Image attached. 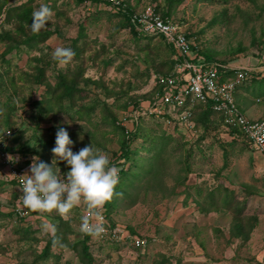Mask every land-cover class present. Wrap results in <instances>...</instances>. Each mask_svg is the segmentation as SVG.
Returning <instances> with one entry per match:
<instances>
[{"label":"rangeland","instance_id":"rangeland-1","mask_svg":"<svg viewBox=\"0 0 264 264\" xmlns=\"http://www.w3.org/2000/svg\"><path fill=\"white\" fill-rule=\"evenodd\" d=\"M25 1L4 0L0 34L13 40L29 36L30 28L24 25L21 35L17 20L5 13ZM127 1L134 11L151 5L168 12L199 54L250 68L234 98L244 114L249 108L253 119L264 118V0ZM41 4L53 11L41 30L51 32L45 42L3 54L8 41L0 40V132L9 131L7 146L23 163L28 160L26 170L33 158L51 164L58 127L67 129L74 153L92 144L114 165L122 151L117 126L134 129L124 119L135 104L149 100L151 75L170 68L169 50L156 36L134 37L122 16L99 1L32 0L33 10ZM56 47L71 48L73 60L66 65L53 60ZM37 67L51 85L58 73L67 76L83 90L82 100L72 109L63 100L54 111L39 114L33 102L44 85L33 82ZM80 105L93 109L79 117L74 111ZM208 120L206 129L194 130L158 116L138 121L130 144L135 153L122 164L129 174L109 211V222L126 237L118 243L90 236L89 264H264V158L242 136L232 139L220 116ZM55 167L61 175L70 170L66 161ZM18 195L0 165V211L10 213L0 218V264H84L72 246L78 242L81 248L86 206L74 208L68 221L56 212L29 210L22 221L13 211ZM45 222L69 245H51L42 259L52 237L42 231Z\"/></svg>","mask_w":264,"mask_h":264},{"label":"built area","instance_id":"built-area-1","mask_svg":"<svg viewBox=\"0 0 264 264\" xmlns=\"http://www.w3.org/2000/svg\"><path fill=\"white\" fill-rule=\"evenodd\" d=\"M104 5H119L121 0H100ZM139 33L159 35L173 48V69L169 74H152L149 89L153 95L145 104L139 103L132 107L124 120L131 125L138 124L143 116H169L178 129L194 130L193 112L199 106L210 104L213 112L218 114L223 125L228 128L229 136H242L250 142L253 149L264 158V119H251L238 107L235 93L238 86L245 82L250 68L234 63L221 64L206 60L194 48L191 39L181 26L170 17L157 12L154 6L146 5L134 11L131 16ZM233 74H227L232 72ZM234 129V130H233ZM9 131L0 133V165L3 166L8 178L15 182L19 190L15 212L26 214L21 201V180L26 178V170L17 152L6 151ZM12 156V160L8 157ZM119 171L118 166L116 167ZM25 175V176H23ZM88 212L86 210L85 215ZM92 223H103L106 231L100 238L112 242H121L126 234L117 224L110 223L102 210L100 217L93 218ZM130 237V236H128ZM138 244L136 238L133 239Z\"/></svg>","mask_w":264,"mask_h":264},{"label":"clouds","instance_id":"clouds-1","mask_svg":"<svg viewBox=\"0 0 264 264\" xmlns=\"http://www.w3.org/2000/svg\"><path fill=\"white\" fill-rule=\"evenodd\" d=\"M52 16L51 7L41 4L32 14V32L38 34L51 22ZM51 55L53 60L66 65L73 60L75 53L68 47H56ZM72 144L67 129L58 127L51 164L33 158L26 178L21 180L23 208L41 215L56 212L68 221L71 211L83 203L88 214L81 216L79 231L94 238L100 237L106 231L103 223L91 221L100 217L105 204L113 198L119 182L118 170L109 157L92 144L76 153L69 147ZM8 159L12 160V156ZM59 161H66L70 166L66 177L55 167ZM42 231L52 235L54 243L58 242L51 225L43 223Z\"/></svg>","mask_w":264,"mask_h":264},{"label":"trees","instance_id":"trees-1","mask_svg":"<svg viewBox=\"0 0 264 264\" xmlns=\"http://www.w3.org/2000/svg\"><path fill=\"white\" fill-rule=\"evenodd\" d=\"M74 1L76 3H81V2H84V1H87V0H74ZM91 1H99L100 2V0H91ZM3 4H4V0H0V10H1ZM108 5L110 6L109 3H108ZM111 9L113 10L114 13H118L120 16H122V18L124 20V26H127L129 28V31L133 34L134 37H137V38H140V37L141 38H152V37L156 36V37L160 38V40H162L163 43L165 44V46L168 48L169 53H170V57H172L173 52H174L173 48H172V46L170 44L165 42L163 37H161L159 35H151V34L139 33L136 30L134 23L131 21V16H132V13L134 12L135 8L133 6H131V4L127 0H121L119 5L111 6ZM155 10L157 12H159L160 14H162L163 16L169 17L168 12H163V11L161 12L160 10H157V8H155ZM33 11L34 10H33V7H32V0H27V1L22 2L21 4H19L17 6L7 7L5 9V13H6V16L8 18H10L12 20H14V19L17 20L16 21L17 22V26L16 27H17V30L19 31V33L21 35L24 34V28H25L24 25H26V28L27 27L30 28V30H28V31H30L31 33L29 34V36H27V34H25L26 35L25 39H21L20 38L18 40H16V39L13 40L12 37L7 32L3 33V34H0V40L8 41V44H7L6 48H5V50L2 52L3 54H5V53H7V52H9V51H11L13 49H19V47L21 46L20 44L25 46L26 49H33L35 47V45L38 46L39 44L45 42L48 39V37L51 34L50 31H47V30L40 31L38 34H34L32 32L31 24H32V19H33V17H32ZM78 39H74L73 40V43H74L73 48L76 47L75 44L77 43ZM203 56L205 57V59L207 61L208 60H212V61L219 62L221 64L228 63V62H224V61H221V62L217 61L216 59H213L211 57H207L205 55H203ZM169 62H170V68L166 72H163L162 74H169L172 71V69H173L172 68L173 67V59H170ZM241 66H243V65H241ZM245 68H247V67L245 66ZM36 70H37V74H35V77L33 78V82H35L36 84H39V85H44V91L42 92L41 98L38 99L37 101L33 102V105L37 107L39 114L42 115L44 113L45 115H47V113H46L47 111H49V110L51 112L54 111V107L56 109V107L58 105H61L63 100L69 101L70 109H72V106L75 105V100L76 99L82 100L83 96H81V94H82L83 90L78 88L76 85H74L73 84L74 82H69L70 79H68L67 76H66V78H67L66 79L65 75H63L61 73H58V76H57V78L55 80V84L51 85L50 83H48V81L46 79V75H45L44 69L37 67ZM2 72L3 71L0 68V79L2 78ZM79 74L81 75V71H80ZM227 74H233V71L226 73V75ZM243 84H244V82L242 84H240L238 86V88L240 86H242ZM77 94L79 96L76 98ZM152 95H153V93L151 94V96ZM151 96L148 99H150ZM138 104H135L134 106L137 107ZM88 109H89V111H92L93 108H92V106L88 107V106L80 105L78 107V109H76L74 112L77 113V115L79 117H81L82 114H84L85 112H89ZM212 115L213 116L214 115L219 116L218 114H216L215 112L212 111V109L210 107V104H206L205 106H199L193 112V115H192L193 116V120L195 122V128L197 129V128H199V126H202L203 128L206 129L208 124H209V120L208 119ZM152 116L161 117V115H151V117ZM143 118H145V116L140 117L139 120H141ZM164 119L167 120L168 122H171V119H169V116H167V115H165ZM259 119H264V118H259ZM6 123H7V125L10 124V123H8V120H6ZM111 123H112L113 126H115L114 125V120L111 121ZM6 127L9 128L10 126H6ZM137 127L138 126L135 125L134 129L132 128V130L128 132V130H126V129L124 130L122 127L117 126L118 129L122 130V136H123L122 140H121V149H122V151H121V154H120V156L118 158L120 161L118 160V162L115 161L113 163L115 166L119 165V167H120L119 171H118L119 182H118V184L115 187L113 198L111 199V201L107 202L105 204L104 208H103L105 217H106V219L108 221H110V219H109V211L114 205V197L116 196L117 191L125 183L124 179L127 178L128 174H129L128 172H126L127 170L124 169L122 164H124L125 161L129 160L131 155L133 153H135L130 148V144L137 138ZM45 144H47V143H45ZM163 147H164V145H163ZM5 150L9 151V152H16V151H13V149L8 147V146L5 148ZM34 153H37V152L35 151ZM20 157H21V155H20ZM121 158H123V159H121ZM21 163L22 164H24V163L27 164L28 160H25L24 163H23V159H22ZM62 166L64 167L65 165H62ZM64 176L66 177V173H64ZM12 182H14V181H12ZM13 211L15 212V210H13ZM27 211L28 210H26V214L28 213ZM14 214L17 216V218H19L22 221L25 220L26 216H27L26 214L18 215L16 212ZM6 215H10V213H3V212L0 211V218H3ZM55 235L58 238V242L54 243L53 242V237L50 238L48 244L42 250V255H41L42 259L46 258L49 255V249H50L51 245L59 244V246H62V247L66 246V245H69L67 243V241L63 237H60L57 234H55ZM89 238H90V236L84 235L83 241L80 242L81 248H78V246H79L78 242L75 245L73 244V246H72V249L76 250L77 252L79 251L80 260L84 264H89L90 261H91L89 259V257H91L90 253L88 252L89 251L88 250L89 247L86 244V241H88Z\"/></svg>","mask_w":264,"mask_h":264},{"label":"crops","instance_id":"crops-1","mask_svg":"<svg viewBox=\"0 0 264 264\" xmlns=\"http://www.w3.org/2000/svg\"><path fill=\"white\" fill-rule=\"evenodd\" d=\"M254 68H256V67H254ZM244 112V111H243ZM246 113V115L249 117V118H251V119H253V117H254V113L253 112H251V110L248 108L246 111H245ZM256 119V118H255ZM257 119H259V118H257Z\"/></svg>","mask_w":264,"mask_h":264}]
</instances>
